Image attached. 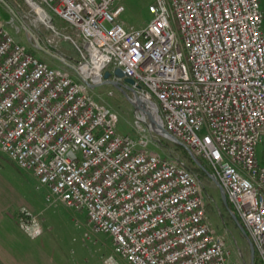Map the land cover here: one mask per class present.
I'll return each instance as SVG.
<instances>
[{
  "label": "built area",
  "instance_id": "1",
  "mask_svg": "<svg viewBox=\"0 0 264 264\" xmlns=\"http://www.w3.org/2000/svg\"><path fill=\"white\" fill-rule=\"evenodd\" d=\"M30 1L55 34L47 43L64 36L74 45L82 80L93 87L107 67L120 68L135 82V123L154 102L164 129L207 162L264 264L258 0H154L138 28L117 21L119 0H26L35 10ZM48 12L78 40L57 31ZM89 85L40 60L0 22V152L32 174L35 190L47 188L46 202L84 211L128 264H234L208 223L198 175L152 150L144 129L118 132L115 112L91 98ZM17 221L31 237L42 233L27 207ZM99 264L120 263L108 255Z\"/></svg>",
  "mask_w": 264,
  "mask_h": 264
},
{
  "label": "rangeland",
  "instance_id": "2",
  "mask_svg": "<svg viewBox=\"0 0 264 264\" xmlns=\"http://www.w3.org/2000/svg\"><path fill=\"white\" fill-rule=\"evenodd\" d=\"M153 3L154 0H119L113 8L116 5L123 7V11L117 17L119 23L124 27L138 28L151 19L149 6ZM48 14L51 17V24L57 31L78 40L74 27L50 12ZM0 22L20 44L48 65L61 67L63 61L77 63L78 53L71 41L64 36L57 37L54 44L47 43V38L55 34L41 22L39 14L26 0H0ZM28 32L50 53L32 47L28 42L30 37ZM106 70L112 72L114 69L109 66ZM88 94L97 104L109 107L115 112L118 132L133 135L136 129L138 131L144 129V133L150 139L152 150L161 157L178 160L198 175L208 223L216 233L223 236L226 250L229 252V261L234 264H250L247 241L228 210L231 205L228 202L227 206L224 204L218 186L203 171L195 168V164L182 145L158 134L154 125L150 126L147 114L144 120H136L135 123L138 108L135 107L137 103L134 94L104 81L99 85L88 87ZM146 111L148 108L145 109V113ZM255 155L259 163L264 165V139L256 146ZM197 159L205 169H209L205 160L200 157ZM14 165L0 152L1 170L6 173L9 180L19 186L26 200L35 202L37 210H41L37 217L42 234L36 242L40 251L39 264H99L102 258L108 255H113L120 264H128L126 259L115 252L110 235L95 230L88 222L84 211L66 206L60 200L53 203L46 202L44 197L48 192L47 188L42 186L35 190L36 179L32 174ZM254 263L259 264L256 252L253 257Z\"/></svg>",
  "mask_w": 264,
  "mask_h": 264
},
{
  "label": "crops",
  "instance_id": "3",
  "mask_svg": "<svg viewBox=\"0 0 264 264\" xmlns=\"http://www.w3.org/2000/svg\"><path fill=\"white\" fill-rule=\"evenodd\" d=\"M258 4L262 13L261 31L264 35V0H258ZM73 65L66 61L61 67H53L65 70L73 78L83 82L72 68ZM23 206L37 216L41 211L37 210L35 202L26 200L24 192L9 180L0 167V264H39L40 251L36 242L40 235L31 237L18 225L17 214Z\"/></svg>",
  "mask_w": 264,
  "mask_h": 264
},
{
  "label": "water",
  "instance_id": "4",
  "mask_svg": "<svg viewBox=\"0 0 264 264\" xmlns=\"http://www.w3.org/2000/svg\"><path fill=\"white\" fill-rule=\"evenodd\" d=\"M30 37L28 38V42L31 44L32 47L37 48L39 50H42L46 53H50L47 49H45L44 47H42L38 40L30 33L28 32ZM60 58V57H59ZM61 60V58H60ZM63 61V60H62ZM63 63H65L63 61ZM113 76V79H112ZM102 77H103V81L106 83H110L116 87H119L120 89H126L130 92H132L135 96L136 99V91L134 86V80L130 77H127L120 68H116L114 69L112 72L105 70L102 73ZM83 82L87 85H89L87 83L86 80H83ZM90 86V85H89ZM91 87V86H90ZM136 108H140L139 106V101L138 99H136ZM149 106L148 107V111H146V114L148 115V119H149V123L150 126L155 127L156 132L160 135H163L165 137H167L168 139L180 144L183 146V148L187 151L191 161L195 164L196 167H198L199 169H201V171H203L205 173V175H207L219 188L220 190V195H221V199L224 202V204L227 206V201H226V196L224 193V190L222 188V186L220 185V183L215 179V177L213 175H211L199 162V160L197 159V157L193 154V152L187 147L185 146L182 142H180L179 140H177L176 138H174L171 134H169L163 127L161 118L158 114V109L156 107V105L154 104L153 101H149L148 102ZM230 215L232 217V219L235 221L236 225L238 226L239 230L241 231L242 235L245 237L249 250H250V264H253V257H254V252H253V247L251 244V241L247 235V233L245 232V230L243 229L242 225L239 223V221L237 220V217L235 216V214L228 208Z\"/></svg>",
  "mask_w": 264,
  "mask_h": 264
},
{
  "label": "bare ground",
  "instance_id": "5",
  "mask_svg": "<svg viewBox=\"0 0 264 264\" xmlns=\"http://www.w3.org/2000/svg\"><path fill=\"white\" fill-rule=\"evenodd\" d=\"M32 5L34 6L35 10L38 12L39 17H40V18H43V17H44V14L41 13V11H39V10L37 9V7H36L34 4H32ZM40 60H41V59H40ZM98 77H99V73H98L97 71H95V73H94V78H95V79H98Z\"/></svg>",
  "mask_w": 264,
  "mask_h": 264
},
{
  "label": "trees",
  "instance_id": "6",
  "mask_svg": "<svg viewBox=\"0 0 264 264\" xmlns=\"http://www.w3.org/2000/svg\"><path fill=\"white\" fill-rule=\"evenodd\" d=\"M198 171H201V170H199L197 167H195ZM206 170L208 171V172H210V169H207L206 168ZM255 264V263H254Z\"/></svg>",
  "mask_w": 264,
  "mask_h": 264
}]
</instances>
